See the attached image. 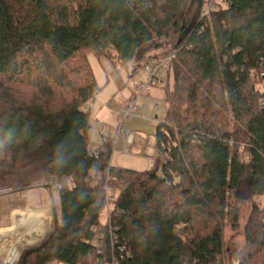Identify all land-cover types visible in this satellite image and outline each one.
<instances>
[{"label": "trees", "instance_id": "trees-1", "mask_svg": "<svg viewBox=\"0 0 264 264\" xmlns=\"http://www.w3.org/2000/svg\"><path fill=\"white\" fill-rule=\"evenodd\" d=\"M203 3L0 0V190L61 181L51 233L18 264H264V0L208 15ZM155 38L174 54L157 156L145 171L114 166L111 144L91 138L102 87L89 54L125 65ZM93 144L105 150L90 156ZM244 200L245 242L228 249Z\"/></svg>", "mask_w": 264, "mask_h": 264}, {"label": "rangeland", "instance_id": "rangeland-1", "mask_svg": "<svg viewBox=\"0 0 264 264\" xmlns=\"http://www.w3.org/2000/svg\"><path fill=\"white\" fill-rule=\"evenodd\" d=\"M205 2L206 0H204V3ZM215 2H217V5L222 3L224 4L225 0H215ZM215 8H217V6L214 7V9ZM164 40L165 38L153 39L150 43L139 49L134 59L125 65H121L119 62L111 58L96 56L93 53L89 54L90 65L98 84L102 87V90L98 93L94 101H91L90 103L92 141L94 143L103 142V133L105 131L110 132L112 135L115 134V121L117 117L116 110L125 104V102L131 97L136 98L142 107L141 116H130L125 122V127L127 129L135 131L134 142L130 146L129 153H124L119 149L113 150L115 145L110 142L112 147L111 164L114 166L125 167L137 171H145L153 165L154 159L157 156L154 134L155 125L158 121H161V119L164 118L169 109L168 105L164 101V86L171 81L169 78L171 65L168 73L165 75V79H162L161 82L157 83L140 96H137V92L135 91V83L146 79L147 74L143 70V65L146 61H149V58L153 56H161L165 50L169 49L168 46L158 48L157 43L163 42ZM259 88L264 90V81L259 85ZM117 104H119V106L114 111ZM101 110H103L102 116L99 115ZM123 144L124 139L121 137L118 140L117 147L121 148ZM160 172L161 171H159V173ZM42 180L43 178L34 181L31 187L26 190L0 194V202L21 201L24 195H27L33 202L36 201L40 203L38 205L49 203L51 197L56 199V203H58V194L56 192L51 194L50 188L43 187L44 185L42 184ZM255 199L263 202L264 195L258 196ZM33 202L32 204H34ZM249 203V201L244 200L241 204L239 228L234 229L230 224H227L225 227V244L228 249L240 248L244 245V228L250 213ZM44 209L48 210L47 208ZM49 214L51 216H47L46 218L51 221L50 228L44 234L39 236L37 241L30 244H27L26 242L24 244L21 240L17 241L21 242L16 245L17 250L21 252V256L29 248L39 245L51 233L53 229V215L51 209H49ZM30 216L43 215L33 213V215ZM19 217L21 218L22 216L20 215ZM38 225H40V223ZM28 229L29 228L27 227V230ZM18 234L29 238V236L25 235L24 228L20 229ZM27 242L29 243V239Z\"/></svg>", "mask_w": 264, "mask_h": 264}, {"label": "built area", "instance_id": "built-area-1", "mask_svg": "<svg viewBox=\"0 0 264 264\" xmlns=\"http://www.w3.org/2000/svg\"><path fill=\"white\" fill-rule=\"evenodd\" d=\"M215 0H206L205 5L202 8V14L208 15L214 7L217 6ZM174 54H170L167 56H164L162 58H155L153 60L147 61L143 65V70L146 72L147 77L144 81L136 82L135 83V91L137 92V96H140L144 92H147L151 87L155 86L157 83L161 82L162 79H165L166 73H168L171 65V60L173 58ZM141 105L139 104L138 100L134 97H131L129 100L125 102L121 107H119L116 110V121H115V134L112 135L110 132H104L103 138L104 141L101 142L102 144L104 142L106 143H112L115 145L113 150L119 149L122 150L124 153H129L130 146L134 142L135 138V131L131 129H127L125 127V122L130 116H141ZM164 121V118L161 119V122ZM160 122V121H158ZM124 139V144L121 148H118V140L120 138ZM110 143V144H111ZM105 150V147L101 144H93L89 147V154L90 156H98L100 152H103ZM108 179H114L113 177H109ZM43 187L46 188H55L59 189L61 187V181L53 176L44 178L42 180ZM41 187V186H40ZM105 198H106V207L101 212L100 217L104 223H108L111 225V218L112 213L114 209V200L116 199L117 191L113 187H111L108 183L105 184ZM11 188L7 189H1L0 194L8 193L10 192ZM2 236V234H0ZM0 236V264H18L21 252L19 251L18 256L14 258L13 260L9 259V253L7 251H4L1 245V242L5 236L2 237L1 240ZM103 238V236H100ZM25 242L24 240H21ZM17 245V243H16ZM100 245V244H99ZM17 247V246H16ZM101 253V251H98ZM116 262V255H112V263H110L107 260V257H104L102 260L103 264H114ZM62 264V263H61Z\"/></svg>", "mask_w": 264, "mask_h": 264}, {"label": "crops", "instance_id": "crops-1", "mask_svg": "<svg viewBox=\"0 0 264 264\" xmlns=\"http://www.w3.org/2000/svg\"><path fill=\"white\" fill-rule=\"evenodd\" d=\"M150 59V58H149ZM148 59V60H149ZM147 62V61H146ZM119 104H117L114 108V111L118 108ZM91 110V107H90ZM102 111L99 112V115L102 116ZM55 193V192H54ZM1 196V195H0ZM31 198H29L27 195H24V197L21 199V201H12V202H0V231H4L9 229L10 232H19L20 229H25V235L32 237L33 231L41 232V230H30V224L27 222L29 218L27 216L35 214H41L46 217L51 216L49 214L50 202L44 205H38L40 203L36 201H30ZM56 202V199H54ZM59 200V198L57 199ZM59 203V202H58ZM56 203L58 206L59 204ZM47 208L48 210L44 209ZM22 216L21 218L19 216ZM34 217V216H32ZM20 218V219H19ZM46 225V223H44ZM27 227L29 228L27 230ZM32 232V233H30ZM35 232V233H37ZM45 232V231H44ZM2 234V232L0 233ZM1 236V235H0ZM3 236V234H2ZM34 237V236H33ZM17 244L21 242H16ZM25 244V242H22ZM61 264V263H59ZM64 264V263H62Z\"/></svg>", "mask_w": 264, "mask_h": 264}, {"label": "bare ground", "instance_id": "bare-ground-1", "mask_svg": "<svg viewBox=\"0 0 264 264\" xmlns=\"http://www.w3.org/2000/svg\"><path fill=\"white\" fill-rule=\"evenodd\" d=\"M27 218H29L27 222L30 224V227H31L30 230H39V229L41 230V232L40 231L39 232L33 231V233L31 232L34 237L32 236V237L27 238L23 235L18 234L17 232H10L9 229L0 231V233L2 232L3 234V236H1V240H2V237L4 236L6 237V239L2 240L1 245H2L3 250L9 253L10 260H13L14 258L18 256L19 251L16 248V242L18 240H24L27 244L33 243L39 239L38 238L39 236L44 234L50 228L51 221L48 220L47 218L45 219L43 216L31 217L29 215L27 216ZM39 223L40 225H38ZM44 223H46V225ZM28 239H29V243L27 242Z\"/></svg>", "mask_w": 264, "mask_h": 264}]
</instances>
